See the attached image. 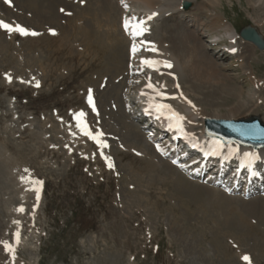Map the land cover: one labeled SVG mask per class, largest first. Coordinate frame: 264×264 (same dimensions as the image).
Masks as SVG:
<instances>
[{"label": "rangeland", "instance_id": "1", "mask_svg": "<svg viewBox=\"0 0 264 264\" xmlns=\"http://www.w3.org/2000/svg\"><path fill=\"white\" fill-rule=\"evenodd\" d=\"M91 1L101 0H39V4L0 0V21L29 33L0 27V264H264V227L257 210L263 207L264 181L248 184L243 175L238 186L228 185L227 178L209 172L216 168L211 164L204 176L189 175L198 165L193 163L197 156L191 154L187 162L173 164L179 155L168 153L170 142L162 135L160 157L153 147L147 157L125 148L136 135L126 128L122 110L115 117L109 114L111 103L100 100L111 84L119 100H132L126 114L137 117L135 80L158 75L141 71L126 82L128 45L121 60L111 55L107 45L87 43L82 29L91 18L84 20L82 13ZM107 1L120 14L116 22L103 19V36L120 34L121 10L127 9L128 19L134 14L139 20L145 14L126 0ZM178 1L177 11L147 26V40L162 33L171 43L177 40L179 28L193 34L224 80L240 88V99H232L211 88L217 83L201 86L195 97L204 113L214 115L204 119L238 121L259 116L264 121V51L239 36L231 40L234 28L239 34L243 28L264 24L262 4ZM46 2L52 10L44 21L40 8ZM185 3H190L188 10ZM258 30L264 40V30ZM138 53L140 59L145 57L142 50ZM109 63L124 69L123 73L108 78ZM98 77L105 81L100 82L101 88L93 80ZM158 79L159 86L167 80ZM183 86L185 90L192 87L190 83ZM90 87L98 112L87 98ZM238 104L249 105L248 111L228 117ZM81 112L84 116L78 120ZM82 118L100 144L83 134ZM134 122L139 129L143 126L137 119ZM194 132L193 138H198ZM178 172L186 186H181Z\"/></svg>", "mask_w": 264, "mask_h": 264}, {"label": "bare ground", "instance_id": "2", "mask_svg": "<svg viewBox=\"0 0 264 264\" xmlns=\"http://www.w3.org/2000/svg\"><path fill=\"white\" fill-rule=\"evenodd\" d=\"M31 1L39 4V0H31ZM126 1H127L128 5L133 6V7L137 6V8L139 7L138 9H142L144 11L145 15H143V17H142V23H141V20H138L137 22L132 21V20L128 21L130 25L140 23L141 28L143 29V32L146 31V28L150 23L155 24V23H158L159 21L162 22L163 18L167 14L171 13L180 4V1H178V0H126ZM187 1H190V0H187ZM252 1H256L257 3H261L262 6L264 7V0H252ZM50 3H52V2H50ZM54 3L57 4L56 2H54ZM43 4H45V3H43ZM46 4H47V2H46ZM48 4L46 6L45 5L41 6V8H40V10H41L40 14H41V17L43 14L44 21H47L49 18L47 15L48 14L47 12H49V10H52V7H49L50 4L49 5ZM34 9H35V7H34ZM36 9L39 10L38 7ZM125 10H127V9H125ZM83 11H82L83 12L82 14L84 16L86 15L84 20H86L87 16H90V18H91L89 20V22H87L84 25L85 26L84 28H83V26H80V28H83L82 30L84 31V33H86V35L85 34L84 35L86 37V41L88 44L91 41H96V42H94V44H96V45H99V46L107 45V48L110 49L109 51H110L111 55H113L114 57H119V58L122 57L121 60L124 59L125 52H126L124 46L128 45L126 47L127 52H128V56H129L128 60H126L128 63L127 64L128 69H129L128 72L126 70L120 68V67H117V65L112 66V64H110L111 63L110 62L109 65L112 68L106 69L108 71V72H106V75H108V78H110V77L112 78L113 75L114 76L115 75H121L123 73V70H124L125 74H127L126 82H127L128 78L134 77L137 72L139 73V71L151 72V73L158 75V76H156L157 79L155 77L149 78V76L147 75L146 78H141V79L135 80V82L139 88V89L137 88V90L135 92V97L139 98V100L146 103V107L148 109H150L152 112H154V116H158L156 121H158L159 124L164 125V123H173V125H175L176 121H182V123H184V125H185V134H186V135H184L185 138L187 140L188 139L194 140L199 145V148H202L205 151V153L210 156V158H212L214 160L217 159L216 163L218 164V166L223 167V164L229 165L231 162V163H234V165L233 164L231 165L232 168L233 167H240L241 168V167L247 165L249 167L248 171H251L252 170L251 168H253L258 162H261V164H264V149L253 150V149L244 148V147H237L234 145H232V146L231 145H222L220 143L218 144V142H216L214 140L207 139L205 137V135H203L204 129H203L202 123H203L204 117H206V116H212L213 117L214 115L212 113H207V112L204 113L205 111H203L204 107L202 106V102L200 103L198 97H195L196 96L195 94L197 93V91H199L201 89V86H205V84H207V86H208V85H212L214 83H217V84H219L218 87L215 84L216 87L213 86L211 88H214L215 89L214 91L216 93H217V90L221 91L223 96H225V95H227V97L231 96L232 99H234L235 97L237 99H240V96H242V92H241L240 88L237 87L233 82L232 83L230 82L231 84H229V83H227L228 80L227 81L224 80V78H223L224 76L217 70L218 67L215 66V64L213 63V61H212L213 59H210L209 58L210 56L207 57L208 55L204 54L205 53L204 47L202 48V46L197 44V42L195 40V36L193 34L185 32L184 30L182 31V29L179 28L176 32L177 40H176V38H175V40L173 39L171 41L172 44L169 42V40L166 38V36L162 33H160V34L154 33L155 35L153 37H150V41H147L146 40L147 38L144 39L145 35H142L143 32L141 35H132V32L134 31V29H132L131 27L129 28L128 31H125V32L122 28L121 29L122 31H120V34L117 35L115 33L117 35V36L115 35L116 37H113V36L111 37L109 35V33H108L109 36H107V35L103 36L102 35L103 32L100 31V29H102L104 27V25L106 24V21L108 23V22H110V19H111V20L116 22L119 19L120 13H119L118 7L115 6L113 3H111L110 1H107V0H101V1L95 2V3H94V1L93 2L91 1L87 4L86 9H84ZM137 11H139V10H137ZM75 12L76 11L74 9L73 13H75ZM121 12L123 13V16L124 15H126L125 17L128 16L126 14V11L121 10ZM172 16H173V13H172ZM149 17H151V18H149ZM104 18L106 19V21L103 20ZM76 19H78V18H76ZM54 20H56V19H54ZM57 20H58V18H57ZM216 21L212 22V23L214 25H216ZM78 22H83V20L81 21L79 19ZM90 22L93 26L91 24H89ZM63 25H64V23H63ZM112 25H114V24H112ZM121 26L123 27L124 23H122ZM157 26H159V24L156 25V27ZM223 26H225V25H223ZM75 27H76V25H75ZM96 28L98 31H96ZM260 28H261V30H264V24H262ZM260 28L258 27L255 30L260 31V30H258ZM73 29L75 30V28H73ZM64 30H65V27H64ZM66 31H67V29H66ZM80 32H82V31H80ZM161 32H162V30H161ZM231 32L233 34L231 36V38H232L231 40L233 41V38L234 37L238 38L239 34L235 31V28H234V30H231ZM84 35H83V37H84ZM108 45H110V46H108ZM134 45L136 46V48L138 50H140V51L142 50L143 54L145 53V55H144L145 57L142 56V58L140 59L139 56L142 54L138 53V50L135 52L132 51ZM233 45H235V44H233ZM232 49H233V47H232ZM147 55H150V56L147 57ZM110 57L111 56H109L108 58H110ZM145 61H151L153 63L146 64ZM169 65H170V67H169ZM120 66H122V65L120 64ZM163 73H165V74H163ZM147 74H150V73H147ZM160 76H162V77H160ZM158 78H163V79L166 78L167 80L165 81L164 85L159 86V84H157L158 83L157 81H159ZM132 79H134V78H132ZM152 79L155 81L157 80L155 84L152 82ZM93 80L96 82L95 85L99 84V86L101 88V83L104 80V78L98 77V78H95ZM89 81H91V80H89ZM103 82H105V81H103ZM188 83H190L192 87L190 89L187 88V90H185L183 85H186ZM136 84H134V85H136ZM149 85H151V87H149ZM110 86H111V84L107 85L108 92H107V94L106 93L104 94V96L102 97L100 102L104 103L105 100L109 101L111 103L110 106L112 105V108H111V112H109V111L108 112H109V114L114 115L115 117H116V114L120 113V111L122 110L125 114L126 128L127 129L131 128V131L136 135V139L134 141L129 142V143H131V144H129V146L125 145L126 146L125 148L129 147L128 151H133V152L138 153V154L142 153V155H144V156H145L146 152H150L149 149H151V147H153L152 150H154V152H155L156 146L157 147L159 146V144H158L159 139H156L155 137L154 138L148 137L146 134H144L145 132H144L143 127H140V129H139L138 125L134 122V119H136V117L131 118L130 116H128L126 114V113L130 114V113L128 111L127 112L125 111V109H127V110L130 109V105L132 103V100H129V99H126L125 101L119 100L118 95H114L113 88H109ZM91 88H93V87H90L89 94L87 95L88 96L87 98H89V95H91L92 102L93 103L95 102V104L92 107V109L94 111V110H97L99 108L97 107V101H95L96 95L92 92L94 90H92ZM100 88H98V89H100ZM192 96H194V97H192ZM88 101H89V99H88ZM157 105H162L165 107L159 108V107H157ZM113 106H114V108H113ZM215 106L218 107L217 105H215ZM247 106L249 107V105L238 104L236 107H234L233 109L230 110V112L227 116L230 118L240 116V114H243V113L248 111ZM216 107H215V109H216ZM115 110H117V111H115ZM99 111H100V109H99ZM97 112H98V110H97ZM173 113L178 114V116L182 117L183 119L178 120L176 118V116L173 115ZM93 114H95V113H93ZM166 116H172V119L169 121H166ZM244 118H246V117H244ZM244 118H241V119H244ZM108 119H109V117H108ZM197 121H199L198 124H197ZM86 124H87V120L85 118H82V124H80V125H82V127H83ZM51 125H52V123H51ZM89 126H91V125H89ZM193 126L195 129L192 130ZM196 126H198V127H196ZM86 127H88V126L86 125ZM131 131H130V133H131ZM194 131L199 133L200 136L198 138H193V134L195 135ZM95 136H96V134H95ZM196 136H197V134H196ZM62 137H64V136H62ZM163 145L161 144V146H163ZM162 149H164V148H162ZM149 154H150V156H153L154 159L159 160V157L157 155H152V153H149ZM145 157H147V156H145ZM153 158H150V159H153ZM160 160H161V158H160ZM200 163H201V161H200ZM235 163H237V164H235ZM199 168H200L199 166L198 167L194 166L193 168H191V170H192L191 173H193L194 171L198 172ZM222 169L223 168H221L220 171H223ZM178 170L180 171L182 169L178 168ZM220 171L218 170L217 172H220ZM217 172H214V173L217 174ZM191 173H188V174H191ZM179 175H181V173H179L178 176ZM181 177L182 178H179V182H180L181 186H183V185H185L186 182H185V179L183 178L182 175H181ZM251 179H252V177H251ZM233 181H234V179H233ZM213 184H214V181H213ZM186 185H187V183H186ZM262 199H263V201L259 200L258 202L260 204L262 201L261 204L263 205V207H261L260 209H257V210H258V214L260 216V222L264 227V196L262 197Z\"/></svg>", "mask_w": 264, "mask_h": 264}, {"label": "water", "instance_id": "3", "mask_svg": "<svg viewBox=\"0 0 264 264\" xmlns=\"http://www.w3.org/2000/svg\"><path fill=\"white\" fill-rule=\"evenodd\" d=\"M189 6V3L185 4L186 9ZM240 35L244 40L254 43L260 50H264V40L254 28H244ZM205 127L206 137L218 139L222 144L232 145L234 143L255 150L264 149V121L259 116L238 121L206 119Z\"/></svg>", "mask_w": 264, "mask_h": 264}, {"label": "snow or ice", "instance_id": "4", "mask_svg": "<svg viewBox=\"0 0 264 264\" xmlns=\"http://www.w3.org/2000/svg\"><path fill=\"white\" fill-rule=\"evenodd\" d=\"M149 18H151V17H149ZM141 23H142V22H141ZM124 26H125V29H126V30H128L130 27H131L132 29H134V31L132 32V35H141L142 32H143V29L141 28V24H140V23L130 25L128 21H125V25H124ZM0 27L6 29V30H8V31H16V32H19V33H21V34H23V35H28V34H29L24 28H22V27H20V26H18V25H17L16 27H12L11 25H9V24H7V23H5V22H3V21H0ZM31 34H32V35H35V33H31ZM137 50H138V49H137L136 46L134 45L132 51L135 52V51H137ZM233 50H234V49H233ZM145 63H146V64H151V63H153V62H151V61H145ZM169 67H170V65H169ZM37 86H38V85H37ZM149 87H151V85H149ZM88 99H89V103L91 104V102H92V100H91V95H89V98H88ZM160 107H165V106H160ZM173 115L176 116V118H177L178 120L183 119L182 117H179L178 114H176V113H173ZM83 116H84V113L81 112V113H79V114L77 115V119L79 120V118H80V117H83ZM82 132H83L84 135L89 136L91 139H93V140H97V142L100 143V141L98 140V138H97L96 136H93V135L91 134V132L87 130L86 125H85L84 127H82ZM102 146H103V147H107L106 144H103ZM109 167H112V165L109 164ZM33 183H35V184H37V185L42 184V182H40V181H34ZM33 190L36 191V193H37V200H39V198H40V197H39L40 188H39V187H36V188H34ZM21 211H23V209H21ZM17 235H18V234H17ZM5 247H6L9 251H11V248H10L9 245L5 244ZM243 259H244L245 261H248V260H249V258H248L247 256H244Z\"/></svg>", "mask_w": 264, "mask_h": 264}]
</instances>
